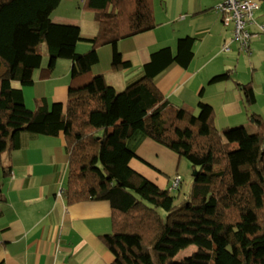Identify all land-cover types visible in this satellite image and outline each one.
I'll return each instance as SVG.
<instances>
[{
  "label": "trees",
  "instance_id": "16d2710c",
  "mask_svg": "<svg viewBox=\"0 0 264 264\" xmlns=\"http://www.w3.org/2000/svg\"><path fill=\"white\" fill-rule=\"evenodd\" d=\"M61 1L0 0V159L23 146L24 134L62 133L68 154L62 196L67 204L110 203L112 231L100 238L111 264H264V116H250L254 128L218 131L209 105L199 103L196 115L174 108L154 84L170 65H187L195 39H179L175 54L152 53L141 77L122 91L97 75L69 87L65 108L45 99L26 108L22 89L32 85L44 52L45 71L59 59L72 63L74 84L98 63V46L112 47V70L129 68L117 41L154 27L149 0H83L82 10L98 23L97 34L84 39L78 25L52 20ZM81 41L90 49L78 54ZM241 90L248 109L254 92L249 85ZM143 139L197 171L188 194L159 189L130 168ZM190 246L196 249L175 260Z\"/></svg>",
  "mask_w": 264,
  "mask_h": 264
},
{
  "label": "crops",
  "instance_id": "0c3cea01",
  "mask_svg": "<svg viewBox=\"0 0 264 264\" xmlns=\"http://www.w3.org/2000/svg\"><path fill=\"white\" fill-rule=\"evenodd\" d=\"M254 1L258 4L255 22L264 27V0ZM149 2L154 27L116 43L117 51L124 61L130 63V67L112 70V47L104 45L109 49L97 47L96 51L98 59L101 52L106 63L104 61V65L99 67L94 65L87 76L102 73L107 84L122 91L141 77L142 66L152 53L169 48L175 54L178 40L191 37L195 40L190 61L185 67L170 65L154 79L155 87L172 107L193 115L198 113L199 103L209 105L218 131L240 126L254 128L250 116L264 114V33L257 25L249 27L250 32L258 33V37L251 40L250 53L244 54L232 40L233 25L224 26L221 16L215 11L221 0ZM82 11L85 13L66 14L81 20V25H76L84 39L93 38L98 31L96 14ZM56 16V19L61 18V14ZM81 42L76 46L77 51L78 46L84 45L80 47L79 54L90 49L87 41ZM225 46L229 47L228 51L224 50ZM242 56L248 58L243 59ZM57 64L52 73L41 65L40 70L32 71L31 77L42 82L52 77L56 79L52 74ZM71 66L70 61L66 63L63 79L69 77ZM103 67H107L106 72H100ZM220 75H227V78L214 80ZM87 76L74 84L85 83ZM72 85L69 80L68 89ZM247 85L255 96L254 104L248 109L241 90ZM54 89L52 96L45 94L40 96L41 99H45L48 105L52 101L64 103L67 94L65 90L63 92V85L58 95L56 87ZM33 97H37L35 91ZM259 100H262L261 104ZM22 141L20 149L3 154L0 159V263L111 264L113 256L100 238L112 231L110 203L99 200L67 204L62 196L68 163L62 133L57 137L24 134ZM134 147L135 157L129 162L130 168L159 189L170 192L172 178L180 175L181 167L187 166L182 163L183 158L150 139H143ZM178 196L182 197L180 193Z\"/></svg>",
  "mask_w": 264,
  "mask_h": 264
},
{
  "label": "rangeland",
  "instance_id": "374dc122",
  "mask_svg": "<svg viewBox=\"0 0 264 264\" xmlns=\"http://www.w3.org/2000/svg\"><path fill=\"white\" fill-rule=\"evenodd\" d=\"M83 13L84 11H82V5L80 3L79 0H63L62 3L59 5L58 10L54 11L52 14L51 18L53 21L55 22H64V23H70V24H80L81 25V20L78 17H74L73 15H69L66 13ZM85 13V12H84ZM61 14V18L60 19H56L58 18L56 15ZM64 14V15H62ZM82 43V42H81ZM81 46H84L83 44ZM77 47V51L76 53H80V47ZM99 49H109L108 46H98ZM252 49V48H251ZM241 52H244V54H249L250 53V46L248 50H240ZM108 56V55H107ZM243 59H247V56H242ZM104 61L106 63V59H104L103 54L100 52V60L99 62L96 64L95 67H99V66H103L104 65ZM57 69L55 70L54 74H52L54 76V78L56 79H52L51 80H44V82L37 80V79H33V83L35 84V86L33 87L32 85L30 86V88H24V104L27 106L26 108L30 110L34 108L35 106V100L36 99H41L40 96H43L45 94H49V96H52L53 91L55 90L54 87H56L57 89V95L60 93L59 88H62L63 85V92L65 90L66 94H67V90H68V83L69 80L71 82V77L72 74H69V77L67 79H63L64 74H66V63H69L68 60H63V59H59L57 61ZM64 63V64H63ZM108 65H110V62L108 63ZM107 64L105 66H108ZM48 66V56L46 55V53L44 52L43 58H42V67L46 68ZM71 68V67H70ZM105 68V69H104ZM107 71V67H103V69H100V72H106ZM53 72V71H52ZM50 72V73H52ZM109 73H112L111 71H108ZM92 73V72H91ZM89 73H87L84 76L89 75ZM97 75H102V73L97 74ZM94 75V76H97ZM112 75V74H111ZM83 76V77H84ZM94 76H87V80H91ZM35 78H37L35 76ZM108 79H110V77H108ZM86 80V82H88ZM14 86L16 87L17 84H14ZM73 86H76L75 84H73ZM36 89V90H35ZM33 91L36 92L37 97H33ZM259 103H262V100H259ZM53 104V101L50 103L49 106H51ZM65 104H66V96H64V103H62L63 107L65 108ZM259 106V105H258ZM29 107V108H28ZM264 116V114L262 115V117ZM251 132V131H250ZM184 164H186L187 166L185 168L181 167L180 171H179V176H175L172 178V181L176 178H179L180 180L182 179V183L181 188H179V193L181 196H184L185 194H187V192L189 191L190 187L192 186V180H193V172L196 170H192V167L190 166V164L183 158ZM1 174V171H0ZM196 249L195 246H190L187 249L181 251L180 253H178V255L175 257V260H179L182 258H185L187 256H189L194 250Z\"/></svg>",
  "mask_w": 264,
  "mask_h": 264
},
{
  "label": "built area",
  "instance_id": "2783aa9c",
  "mask_svg": "<svg viewBox=\"0 0 264 264\" xmlns=\"http://www.w3.org/2000/svg\"><path fill=\"white\" fill-rule=\"evenodd\" d=\"M258 9V4L254 0H221L215 6V11L221 16L222 24L233 25V41L238 44L240 50H248L253 38L258 37V33H252L250 26H256L254 14ZM258 29L264 33V27L258 26ZM229 50L228 46L224 47ZM181 184V180L176 178L172 181L170 191L176 192Z\"/></svg>",
  "mask_w": 264,
  "mask_h": 264
},
{
  "label": "water",
  "instance_id": "95a60500",
  "mask_svg": "<svg viewBox=\"0 0 264 264\" xmlns=\"http://www.w3.org/2000/svg\"><path fill=\"white\" fill-rule=\"evenodd\" d=\"M196 173H197V171H194V172H193V177H195V176H196Z\"/></svg>",
  "mask_w": 264,
  "mask_h": 264
}]
</instances>
